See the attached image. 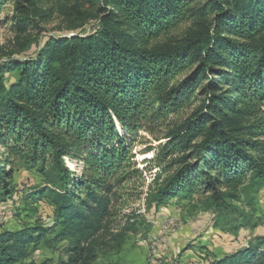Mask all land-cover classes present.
<instances>
[{
    "label": "trees",
    "instance_id": "1",
    "mask_svg": "<svg viewBox=\"0 0 264 264\" xmlns=\"http://www.w3.org/2000/svg\"><path fill=\"white\" fill-rule=\"evenodd\" d=\"M56 1L0 0L18 41L0 63V197L21 164L44 181L30 198L54 208L48 228L0 233V264H97L117 188L141 176L139 132L165 140L147 208L199 196L216 228L253 229L241 204L264 188V0H83L96 11L73 6L59 34H32ZM40 246L65 260H30ZM211 264H264V237Z\"/></svg>",
    "mask_w": 264,
    "mask_h": 264
},
{
    "label": "rangeland",
    "instance_id": "2",
    "mask_svg": "<svg viewBox=\"0 0 264 264\" xmlns=\"http://www.w3.org/2000/svg\"><path fill=\"white\" fill-rule=\"evenodd\" d=\"M41 6L49 13V4L42 3ZM73 6L85 16L96 11L83 0H58L52 4L50 16L37 23L38 28L31 33L39 32L41 38L59 34L67 13L75 16ZM105 9L109 11L108 6ZM12 15L13 5L8 2L0 21ZM187 28L188 25H180L164 39L179 38ZM17 43L11 24L0 23V63L17 52ZM193 107L171 121L180 123ZM162 135L163 130L153 135L138 133L131 153L134 169L140 171L141 176L117 188L113 216L107 232L99 239L104 246L97 252V264H211L217 258L246 247L255 237H264V188L250 194L251 202L244 199L241 204L244 211L252 215L255 227L243 228L237 234L229 232L227 227L216 228L214 212L204 209L203 198L199 196L185 200L175 198L161 207L147 208L146 194L153 189V180L159 174L153 157L155 148L165 142ZM64 162L72 171L79 172L81 169V165L67 158ZM43 185L44 181L37 172L21 164L16 165L11 178V193L7 198L0 197V233L53 225L54 208L50 202L44 198L34 200L29 196L35 188ZM131 224L135 225L134 232L127 233L121 241L112 240L121 229ZM65 245L62 243L60 249ZM60 258L65 260L59 249L47 250L40 246L30 260L40 263L52 259L58 262Z\"/></svg>",
    "mask_w": 264,
    "mask_h": 264
}]
</instances>
